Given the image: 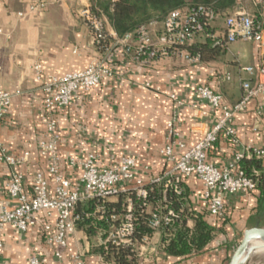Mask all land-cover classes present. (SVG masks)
<instances>
[{
    "label": "crops",
    "instance_id": "0c3cea01",
    "mask_svg": "<svg viewBox=\"0 0 264 264\" xmlns=\"http://www.w3.org/2000/svg\"><path fill=\"white\" fill-rule=\"evenodd\" d=\"M36 0H0V89L13 94L10 107L0 124V148L7 155L19 157L28 153V160L20 166L10 167L0 161V209H11L15 201L6 194V183L13 172L21 173L23 190L31 192L36 173L49 179V158L39 153V143L46 137L47 115L43 109V92L35 79L34 66L41 65L42 75L60 77L83 71L100 59L93 46L86 25L77 18V11L91 0H42L44 10L29 13V4ZM243 12L252 18L262 33L261 42L235 41L225 46L218 58L199 63L186 62L179 55H170L143 62L133 51L115 47L106 58L113 71L88 92L79 93L68 106L54 112L59 134L57 155L60 170L73 185L79 186L81 169L68 165L69 159L83 161L88 154L98 158V166L112 168L123 157L136 159L137 176L144 181L160 175L169 163L159 151L173 141L189 148L211 131L221 118L219 109H212L196 92L199 86L215 90L224 104L239 101L241 82L254 85L257 75L243 69H264V0H235L232 7L217 16L212 23L214 37L225 39V18ZM23 13L24 17H19ZM106 31L114 37L105 14ZM162 21L149 27L151 39L157 41ZM194 42V41H193ZM131 46H134L132 43ZM174 97V99L171 98ZM168 122H172L171 129ZM232 128L237 144L219 136L208 153V160L222 169L234 162L237 152L264 149V97L252 99L244 112L235 116ZM174 131L177 136H170ZM176 155L181 150L174 149ZM263 165H264V156ZM147 168V170H145ZM186 205L197 215H206L202 198V184L195 176L183 183ZM226 221L218 223L219 232L202 252L188 257H174L162 249V235L138 247L137 264H228L231 252L242 238L244 230L258 226L264 228V189L226 198ZM46 221L38 215L36 224L25 233L6 225L1 233V262L29 264L32 257L43 258L48 264H70L66 258L54 259V246L42 232ZM53 222V221H50ZM186 227H194L187 219ZM103 231L88 237L79 228L68 239L64 254L81 253L84 264H111L102 258ZM229 258V260H228Z\"/></svg>",
    "mask_w": 264,
    "mask_h": 264
},
{
    "label": "built area",
    "instance_id": "2783aa9c",
    "mask_svg": "<svg viewBox=\"0 0 264 264\" xmlns=\"http://www.w3.org/2000/svg\"><path fill=\"white\" fill-rule=\"evenodd\" d=\"M44 7L42 0H36L29 4L28 10L29 13L38 15ZM76 15L88 28L93 46L101 57L83 71L60 77L51 75L43 77L41 65L34 66L35 79L40 82L43 92V109L48 117L46 137L39 143V153L49 158V179L41 173H36L32 179L31 192L26 194L23 190L22 174L17 172L10 174L5 190L7 196L15 201V206L11 209L6 207L0 209V257L3 247L1 233L6 225L25 233L36 224L38 215H43L46 221L41 229L47 242L55 248L54 259L61 262L66 258L70 264H84L81 253L64 254L68 239L75 234L76 224L80 220L79 216L73 214L78 203L114 199L129 190H132L137 198L146 200L147 183L161 185L163 195L170 192L175 197H182L185 194L184 180L191 176H195L202 184V198L206 203L208 215L216 222H223L226 219V198L236 194L252 193L256 189V183L237 168V162L244 157L261 158L264 156V149L237 152L234 155V162L222 169L209 162L208 153L219 136L226 137L233 145L237 144L232 122L237 114L245 111L252 99L264 97V69L260 68L258 71L253 67L243 69L251 76L256 74L257 81L254 85L249 81H242L241 97L232 105L224 104L221 96L210 87L199 86L196 89L197 95L212 109L221 111V118L194 146L187 148L182 142L173 141L163 147L159 154L169 163V168L160 175L144 181L137 176L136 159L132 157L121 158L115 167L101 168L98 166L97 156L88 154L83 161L68 160L70 167L81 169L80 184L75 186L60 170V159L57 155L59 134L54 112L68 106L79 93L88 92L105 78L113 76V71L106 65V58L115 47L120 46L125 52L132 50L135 58L143 62L179 55L186 62L199 63L198 56H190L179 48L193 43L195 38L203 33L204 27L211 25L217 17L212 10L202 6L174 10L162 21L161 32L157 41L153 42L149 27L156 22L141 25L133 32L118 38L108 34L104 18L90 5L82 6ZM18 16L24 17V14L18 13ZM224 23L225 44L238 40L254 42L262 40V33L252 18L243 12L227 16ZM1 34H3L2 29H0ZM132 43L134 46H131ZM12 97V93L0 89V124L10 107ZM171 98L174 99L173 96ZM167 126L171 129L172 122H168ZM169 134L173 138L177 136L174 131H169ZM175 148L181 150L180 155L175 154ZM28 158L29 154L26 152L19 157H13L0 148V161L7 166L23 165ZM164 209V211L155 209L151 212L148 221L151 231L161 232L170 228L178 219V214L174 210L166 207ZM96 210L102 212L103 208L97 207ZM189 212L193 211L189 209ZM196 217L197 214L194 213L189 220H194ZM134 221L133 203L128 198L122 214L112 215L108 220L106 229L103 230V245L111 244L116 247L131 245V237L135 229ZM147 241L143 239L141 243ZM0 264H4L1 259ZM29 264H48V262L43 258L32 257Z\"/></svg>",
    "mask_w": 264,
    "mask_h": 264
},
{
    "label": "trees",
    "instance_id": "16d2710c",
    "mask_svg": "<svg viewBox=\"0 0 264 264\" xmlns=\"http://www.w3.org/2000/svg\"><path fill=\"white\" fill-rule=\"evenodd\" d=\"M91 2L92 9L98 14L101 12L105 14L117 37L122 38L141 25L163 21L170 12L177 9H194L202 6L219 16L232 7L235 0H91ZM212 23L204 27L203 33L198 35L193 43L181 46L179 49L190 56H198L199 62L211 61L223 55L225 41L223 38L214 37ZM236 165L246 177L256 183L255 191L261 192L264 189L262 157H244ZM145 188L148 194L146 200L137 198L135 193L129 190L114 199L91 200L75 206L73 214L80 218L76 227L82 229L88 237H93L99 231L106 229L112 215L122 214L128 198L132 200L135 219L132 244L119 247L104 245L100 248V253L105 261L111 264H137V247L143 239L149 240L155 233L148 227L150 214L155 209L164 211L166 207L178 214V219L170 228L159 232L162 235V250L170 256L185 258L191 254H198L213 239L215 233L219 232L220 227L216 226L219 222L210 224L206 219L207 216L203 214L197 215L194 219L192 230L186 227L187 219L192 218L194 213L189 212L185 194L182 197H175L170 192L163 195L161 185L150 183H147ZM97 207H102L103 211H97ZM236 247L233 248L231 255Z\"/></svg>",
    "mask_w": 264,
    "mask_h": 264
},
{
    "label": "water",
    "instance_id": "95a60500",
    "mask_svg": "<svg viewBox=\"0 0 264 264\" xmlns=\"http://www.w3.org/2000/svg\"><path fill=\"white\" fill-rule=\"evenodd\" d=\"M257 253H264V228L255 226L243 231L228 264H243Z\"/></svg>",
    "mask_w": 264,
    "mask_h": 264
},
{
    "label": "rangeland",
    "instance_id": "374dc122",
    "mask_svg": "<svg viewBox=\"0 0 264 264\" xmlns=\"http://www.w3.org/2000/svg\"><path fill=\"white\" fill-rule=\"evenodd\" d=\"M264 264V253H257L251 257L250 261H246L244 264Z\"/></svg>",
    "mask_w": 264,
    "mask_h": 264
},
{
    "label": "bare ground",
    "instance_id": "6f19581e",
    "mask_svg": "<svg viewBox=\"0 0 264 264\" xmlns=\"http://www.w3.org/2000/svg\"><path fill=\"white\" fill-rule=\"evenodd\" d=\"M244 264V263H243ZM246 264H248V263H246Z\"/></svg>",
    "mask_w": 264,
    "mask_h": 264
}]
</instances>
